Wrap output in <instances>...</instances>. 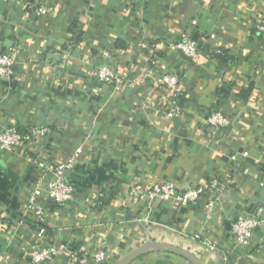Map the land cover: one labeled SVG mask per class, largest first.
Instances as JSON below:
<instances>
[{
	"label": "crops",
	"instance_id": "0c3cea01",
	"mask_svg": "<svg viewBox=\"0 0 264 264\" xmlns=\"http://www.w3.org/2000/svg\"><path fill=\"white\" fill-rule=\"evenodd\" d=\"M40 5L50 8L47 15L35 14ZM263 14L264 0H0V53L13 51L21 63L0 82V128L49 129L44 147L0 149V254L7 264H28L30 245L78 256L68 251L41 264H95L101 247L108 256L102 264H117L151 240L187 249L202 264H264V227L248 253L224 259L234 219L264 207V33L256 28ZM186 32L198 44L193 59L169 47ZM103 49L118 74L134 79L121 93L91 77ZM168 71L186 90L176 118L166 115L172 94L154 86ZM212 108L230 124L207 125ZM79 146L83 154L66 175L72 198L59 206L43 193L38 222L29 201L49 179L41 180L44 167ZM215 177L227 181L223 194L195 205L128 195L134 183L198 186ZM129 264L193 263L153 249Z\"/></svg>",
	"mask_w": 264,
	"mask_h": 264
},
{
	"label": "built area",
	"instance_id": "2783aa9c",
	"mask_svg": "<svg viewBox=\"0 0 264 264\" xmlns=\"http://www.w3.org/2000/svg\"><path fill=\"white\" fill-rule=\"evenodd\" d=\"M50 8L45 5L37 7L35 14L37 16H45L49 13ZM257 30L264 33V14L260 17L256 26ZM214 37V35H211ZM145 47L144 45H140ZM169 47L180 52L185 58L193 59L198 55V44L193 39L190 32H186L181 40L171 42ZM148 49H151L149 47ZM21 63L17 60L16 54L11 52L0 53V82L12 78L16 74V68ZM153 64V63H151ZM91 77L94 81L105 88L110 93H121L127 84L133 82V78L128 74H118L114 68V61L109 50L101 51L100 63L91 70ZM154 86L157 89L169 91L172 99L167 103L166 115L172 118L181 116L182 108L178 105V95L184 89L182 77L174 71L160 73L156 76ZM206 124L221 129L230 124L229 117L219 109H210L205 118ZM46 126H34L27 130H22L17 126H9L0 128V149L11 152H24L31 149L34 145L44 147V137L48 133ZM264 153V144H263ZM83 154V147L79 146L73 150L66 159L46 165L44 167L43 177H49L45 187L42 185L34 189L29 201V209L38 222H43L45 209L36 203L37 198L43 193L51 203L59 206L66 204L73 196V183L66 179L65 172L74 169L76 163ZM245 155L248 152H244ZM227 181L220 178H211L209 181L198 186L186 185L177 186L169 181H159L152 183L147 189L142 183H134L129 186L128 195L130 197L144 194L150 200L166 202L172 206L185 207L195 205L202 197L207 194H223ZM209 211L212 204L208 205ZM209 217V215H208ZM261 227H264V207L257 206L250 213L238 215L231 224L232 249L225 254L224 259L227 260L231 255H241L248 253V247L253 240L254 233ZM43 231L41 228L40 233ZM198 238V236H194ZM61 246L54 245H30L26 254L29 257L28 264H41L51 261L60 256L64 252H68ZM69 255L73 260H77L76 252L69 251ZM108 256L104 247H101L92 255V261L95 264H102L107 260ZM0 264H7L6 257L0 254Z\"/></svg>",
	"mask_w": 264,
	"mask_h": 264
},
{
	"label": "water",
	"instance_id": "95a60500",
	"mask_svg": "<svg viewBox=\"0 0 264 264\" xmlns=\"http://www.w3.org/2000/svg\"><path fill=\"white\" fill-rule=\"evenodd\" d=\"M69 172H65V175H67ZM153 249H164L170 252H173L175 254H178L180 256H183L190 260L193 264H202L200 259L190 252L187 249L181 248L177 245L170 244L168 242H161V241H147L144 244H142L140 247L136 248L135 250L129 252L124 258H122L117 264H129L134 258L139 256L140 254L153 250Z\"/></svg>",
	"mask_w": 264,
	"mask_h": 264
},
{
	"label": "trees",
	"instance_id": "16d2710c",
	"mask_svg": "<svg viewBox=\"0 0 264 264\" xmlns=\"http://www.w3.org/2000/svg\"><path fill=\"white\" fill-rule=\"evenodd\" d=\"M214 56H216L220 60V58H222L223 55H222V53L219 52V53H215ZM185 94H186V90H182L179 93L178 97H177L178 98V105L180 107H182V105L184 104V102L187 101V98L185 97ZM214 109H216V108H214ZM66 179L67 180H70L69 178H66Z\"/></svg>",
	"mask_w": 264,
	"mask_h": 264
}]
</instances>
